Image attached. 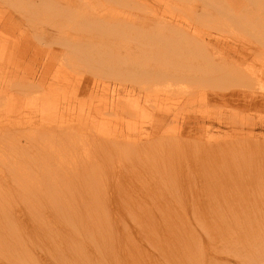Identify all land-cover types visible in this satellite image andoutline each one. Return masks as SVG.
<instances>
[{
  "label": "bare ground",
  "instance_id": "1",
  "mask_svg": "<svg viewBox=\"0 0 264 264\" xmlns=\"http://www.w3.org/2000/svg\"><path fill=\"white\" fill-rule=\"evenodd\" d=\"M14 2L20 12L7 10L0 3V137L3 138L8 130L16 126L23 125L29 130L31 126L28 124L35 123L38 129L45 126L53 129L56 122V134L55 131L46 133L43 128L35 136L25 138L22 146L27 147L30 141L44 137L43 140L34 141L36 148L30 154L31 161L42 173L47 175L48 170L56 168L62 177L63 167L73 162L74 157L81 152L83 165L87 167L79 175L74 174L75 179H26L28 151L20 149L19 152H13L10 149L5 153L6 150L0 148V260L7 264H88L91 244L88 245V212L105 224L110 220L111 227L118 229L116 223L123 226L121 234H117V240L135 243L132 235L138 233L149 245L161 248L162 252H166L165 256H168L169 251L173 253V245L180 249L185 244V236L177 229L182 231L184 225L189 224L184 222L189 212L195 214L194 217L197 215L198 221L201 220L199 213L202 211H215L232 212V221L226 223L227 225L220 221L219 224L225 227H215L217 232H214V238H218L220 244L226 238L233 240L229 249L230 256L238 258L239 264H248L245 261L247 253L259 251L252 253L250 257L255 258L259 254L264 261V237L261 230L264 229V184L259 189L258 186L248 185L243 186L244 189L233 182V179H245L240 174V165L245 157L242 153H248L257 146V140L249 136L254 128L264 123L260 117L255 119L246 115V112L249 108H263L264 98L261 101L256 100L261 92L257 88L261 85L257 84L259 79H253L255 76L250 73L247 59L243 60L242 57L230 60L226 55L222 57L223 46L230 45L227 40L230 38L224 40L216 31H197L195 34L202 47L174 49L171 45L168 49L152 51L149 55L144 47L134 46V43L139 44L138 40H127L124 55L119 50H111L109 53L98 48L100 43L108 47L112 36L124 35L127 29L129 34L136 32L140 39L151 34L162 45L165 41H182L181 34L185 29L175 21L166 19L160 9L140 0ZM203 2L202 19L215 12V19L212 21L216 28L221 23H226L227 26L231 23L239 29L241 23L245 26L253 19L263 23L261 15L264 16V0ZM134 10L140 14L139 21H136V16L132 17ZM258 11L261 15L257 14ZM42 15L46 16L45 20H50L44 22L48 26L41 24ZM25 19L30 23L28 26L24 23ZM38 23L40 26H37ZM152 25L155 27H151ZM262 25L264 27V23ZM248 30L252 33L253 29ZM203 35L207 36V49L203 46L206 45ZM34 40L43 47L50 45L44 49L47 56L40 59L39 71L38 68H34V71L29 69L31 65H28L34 64V59H37L29 51V43ZM136 51L144 56L138 57ZM193 51L196 52L191 54ZM111 57L112 63L109 61ZM187 59L194 65L193 68L184 62ZM152 61L153 65L161 67L152 69V65V70L145 71L149 75L147 87L140 86L139 82L138 90L122 85L120 79L126 74V70L133 73L137 65L143 67ZM260 63H264V58ZM48 71L52 72L49 74ZM135 71L133 75H136ZM109 72L118 77L116 80V76H111L119 82V89L114 86L111 88L106 82L107 79L104 80ZM242 74L248 79V83L243 84L244 89L236 86L231 88L230 83L236 85L232 80ZM68 77H73L74 83L68 81ZM124 80L122 78L123 82ZM239 93L242 95L239 96ZM120 95L121 100L114 107V115L117 117L116 111H119L121 117L117 118L120 117L121 125L113 123L112 132H120L117 142L122 144V159L125 163L122 168L125 170L117 172L120 176L116 182L107 181V188L102 189L100 197L90 195L91 200H88V179H108L103 165L97 163L104 161L107 169L111 168L106 164V154L98 144L99 136L109 139L113 133L106 129L107 123L102 122L107 114H96V119L90 118L89 121L81 115L71 117V113L77 104L86 103L87 100L90 103L100 100L113 102ZM58 98L59 103H55L54 100ZM162 99L163 106H159L162 105ZM169 99H173V104L182 106L180 112L178 107H169L166 104ZM151 100H155V104H152L158 112L149 113ZM24 102L33 104L31 110L36 112L29 111L19 121L9 120V114L22 109ZM189 102L191 104L188 105L194 103L198 107H207L218 102L236 110L231 111L232 114L225 113L228 115L226 117L217 115L216 112L215 118L208 112L212 108H197L199 117L190 122L189 116L184 118L183 115L189 110L188 105L186 106ZM99 116L101 121L97 119ZM13 118L19 119L17 116ZM201 120H206V124L199 125L200 127L197 125L198 128L191 126ZM80 122L86 124L85 133L88 137L82 133ZM213 124L233 127L234 130L241 126L247 132L241 129L242 135L240 133L238 136L224 130L223 135H214L211 138L208 126ZM145 125L151 129L150 132L146 131ZM173 129L178 135L175 137L172 134L173 139H165L163 134L170 136ZM260 146L256 151L260 149L264 153V147ZM155 153L154 157H150ZM95 155L97 159L94 158ZM258 164L259 167H254L257 172H247L249 179L256 175L254 178L258 180L261 176L264 171V157ZM123 179H127V182L119 185L118 182ZM131 179H137L139 186L136 187ZM250 190H259L260 203L245 199L235 200L246 196ZM91 203L95 205L92 206ZM249 207L260 209V213L257 210L250 216L252 210ZM156 216L160 218L158 223L154 220ZM111 219L117 221L113 222ZM126 219L131 222L129 225L125 222ZM91 223L98 224L94 220ZM98 227L91 231V239ZM201 227L206 233L208 229L204 225ZM244 227V241L239 242L237 239L240 237L237 235ZM255 232L257 236L253 235ZM69 235L73 238L70 239ZM91 246L100 249L96 244ZM33 249H38L41 253L33 254ZM126 249L125 247L123 252L120 251L124 254ZM101 252L106 253L103 249ZM109 254L107 258L111 256V261L131 264L123 260L120 262L114 253ZM261 258L258 264H261ZM183 262V259L179 260V263ZM160 264L170 262L165 258Z\"/></svg>",
  "mask_w": 264,
  "mask_h": 264
},
{
  "label": "rangeland",
  "instance_id": "2",
  "mask_svg": "<svg viewBox=\"0 0 264 264\" xmlns=\"http://www.w3.org/2000/svg\"><path fill=\"white\" fill-rule=\"evenodd\" d=\"M11 1L0 0V3H2L1 5H3V7L6 8L7 10L10 9L11 11H19L17 4L14 2L17 0H11ZM140 1L146 2L149 5H152L153 7L160 9L163 13L162 15L166 16V19H171V20L175 21L182 29H185V31L182 32V34H181V38H183L182 41L177 39L176 41L172 42V40H170V42L165 41V43L162 45L158 41H156L153 38V35H151V34H147V37L145 39H140V38H137L138 35L136 34V32L129 34L128 29H127L126 32L124 33V35H120L117 37L112 36L109 39L110 44L107 45L108 47H105L104 44L102 45V43H100L101 46L98 47L99 49L107 51V52H109V51L111 52V50L112 51L117 50V52H118V50H119L122 53V55H124L126 53L124 51V45H126L127 40H131L132 42H134L135 40H138L139 44L134 43V46L136 45V46L144 47L145 52L148 54L151 53L152 51H157L159 49H168V47H170L171 45H173L174 49H178V48L179 49H184V48L193 49V48H197V46H201V41L195 34L197 31H200V32L207 31V32H211V33H214L216 31V32L221 34L222 39L226 40L227 38H230V39H227L228 43L230 41V45L225 46V47L223 46L222 57H223V55H224V57L226 55L228 57V59H230V60L232 58L241 59L242 57H243L242 58L243 60L247 59V62L250 64L249 67L251 68L250 73H251V75L255 76V77H253V79L254 78L259 79L257 84L260 83V85H261L260 87L257 88L258 90H261V92H259V94L256 96L257 98H259L256 100L261 101L260 99L264 98V63H260V62H262V59L264 58V27L262 25L264 23V16H262L259 13V11L257 12V14L261 15V18L263 19V23H259L258 21H255L253 19V21L248 25L244 26L243 23H241L239 29L233 27L231 23H228V26L226 25V23H221L220 26L218 28H216V27H214L215 25H213V21H212L213 19H215V17H214L215 12L211 15L206 16L204 19H202L203 14L201 12V7L204 4L203 0H140ZM165 3H167V4L164 5ZM200 4H201V6H199ZM162 5H164V6H162ZM214 9H215V7H214ZM134 16H136L135 17L136 21L140 20V14L138 13L137 10L133 11L132 17H134ZM45 19H46V16L42 15V23L41 24L48 26V24H46L44 22H46V21L49 22L50 20L48 21ZM24 23L26 26H28L29 22H27V20L25 19ZM37 26H40V24L38 23ZM151 27L154 28L155 25H152ZM53 29L54 28H52V30ZM248 29H253L252 33L248 32V31H250ZM112 33L114 34V32H112ZM17 35L18 34H16V36ZM203 37H204V42L206 43V45L203 44V46L205 47V49H207V48H209V45L207 43L208 40L206 38L207 36L203 35ZM233 37H235V39ZM240 37H241V40H240ZM194 41H197V42H194ZM236 42H239V43H236ZM242 44H244V45H242ZM47 46L49 47L50 45H47ZM47 46L44 45V47H43L36 40L31 41L29 43L30 54H33V56L35 58H37V59H34V60H36V62L34 64L28 63V65H31V66H29L30 67L29 69L32 68L31 70L34 71L35 69L38 68L37 69L38 71L41 70L40 69L41 66L39 65V63L41 62L40 59L46 58V56H47L45 54V51H44V49L47 48ZM234 46H236V48ZM219 47L220 46H218V48ZM224 48H226V50ZM138 51H136V52H138ZM195 52L196 51H193V52H191V54H193ZM224 52H225V54H224ZM188 53H190V52H188ZM138 54H139L138 57H140V58L142 56H144L143 53L138 52ZM261 57H262V59H260ZM111 58L109 59L110 63L113 62V58L112 59ZM111 60H112V62H111ZM184 62L187 64V66L189 64V67H191V66H192L191 68L194 67V65H192V63L189 62L188 59H187V62L186 61H184ZM115 64H116V67H118L117 63H115ZM152 65H153V61L151 63L149 62L146 65H144L143 67L145 69L143 67H141L142 65H140L139 67L137 65L135 67V69L137 67H138V69L136 71L134 69L133 73H130V71L126 70L125 71L126 74L122 77L123 79H125L124 80L125 82L122 81V78L120 79V82H122L123 86L124 85L127 86L128 89H130V88L135 89L136 88L135 90H138V88H139L137 86L138 84L140 86H143L144 88L147 87V84L149 83V81L147 80L148 79L147 76H149V75L147 73H145V71L149 72L150 70H152L153 68H155L157 66H158V68L161 67L160 65H153V67H152ZM5 66L8 67L9 65H5ZM147 66H148V68H147ZM150 66L152 67V69ZM113 67H115V66L113 65ZM134 71L136 72V75H133ZM137 71H139V72H137ZM51 72L52 71H48L47 73L50 74ZM143 73H144V77H143ZM109 74H110V72H109ZM109 74L107 75V77L104 80L107 79L106 82L109 84L108 86H110L111 88L114 86V88L119 89L120 84H118L119 82L116 81L118 79V77L115 74H110V77H109ZM112 75L116 76V78H115L116 80L113 77H111ZM125 77L127 78V80ZM233 77H235V75H233ZM236 77H237L236 79L232 80L236 85H234L233 83H230L229 85H232L230 87L233 88L236 86V87H239L240 89H244L243 84L248 83L246 81L247 76L245 74H242V75H239ZM72 79H74V78L68 77V81H72ZM129 81L130 82L132 81V82L130 83ZM144 82H146V83H144ZM72 83H74V82L72 81ZM133 83L136 85H134ZM224 85H226V84H224ZM239 85H242V86H239ZM101 87H102V85H101ZM224 87H226V86H224ZM135 92H138V91H135ZM245 92H247V91H245ZM238 95L241 96L242 94L239 93ZM140 96H141V93H140ZM154 97H155V95L153 96V98ZM71 98H73V97H71ZM189 98H191V97L189 96ZM58 100H59V98L55 99L54 102L59 103ZM120 100H121V95L119 96L118 99L116 96V99L113 102H110L108 100H105V101L100 100V101H95L93 103H90L87 100L86 103L77 104V106H75V109H74L75 111L73 109H71L74 111V112L72 111L71 117L73 115L76 118V115L77 116L81 115L84 118H88L90 121V118L92 120L96 119V118H94V115L96 116V114H98V115L107 114V118L103 119L102 122H106L107 123L106 129L108 131L112 132L113 123H116L117 126L121 125V122L119 120L121 115L119 114V111H116L118 113V116H120L119 118H117L118 116L116 117V115H114V113H115L114 107L120 103ZM169 100L166 101V104L167 105L169 104L168 105L169 107L170 106L171 107H175V106L178 107L179 108L178 111L180 112V108L182 106L173 104V99H171L172 101L171 100L169 101ZM161 101H162V105L160 104L159 106H163V103H164L163 99ZM194 102H196V98H195ZM219 102H221V100H219ZM152 103L155 104V100H151V104ZM0 104H1V102H0ZM151 104L148 107L149 113H153L154 111L158 112L155 109L156 107H154L153 104L152 105ZM166 104H165V106H166ZM188 104H191V103L190 102L187 103L186 106ZM242 104H244V103H242ZM22 105H23L22 109H20L18 112L14 113V114H9L11 116L9 118V120L13 119L14 121H19V120L24 119V117L27 116L29 111L31 113L36 112V111L31 110L33 104L29 105L27 102H24V104H22ZM172 105H174V106H172ZM69 106L70 105H68V107ZM198 106L194 103L192 105H188L187 108L189 110L186 109L187 111L184 112V114L182 113L185 116L184 118L189 116L188 120L190 122L194 121L195 117L198 118L199 115L196 113L197 108L206 109V110L207 109L209 110L212 108L208 112L209 113L211 112L210 114L213 115V117H215V118H216V112L218 113L217 115H222V117L223 116L226 117V116H228V115H226V114H228V112H229V114H232V112L236 110L232 106L228 105V107H227L226 105H220V103H218V102H215L214 104L211 103L210 106H207V107H204L203 105L201 107H198ZM263 108H264V106H263ZM263 108H261L259 110H256L254 108H249L246 112V115L252 116L255 119L260 117L262 120H264V109ZM119 109H121L120 106H119ZM218 109H219V111H218ZM222 109H224V110H222ZM48 112H50V111H48ZM192 112H195V113H192ZM15 116L19 117V119H14L13 117H15ZM104 116H106V115H104ZM99 117L100 118H97V119L98 120L100 119V121H101L102 118H101V116H99ZM215 118H213V119H215ZM190 119H192V120H190ZM185 120L187 121V119H185ZM175 123H177V122H175ZM204 123L206 124V120H204V121L201 120L197 124H192V125L189 123V125L194 126L195 128H198L201 125H203ZM54 124H55L56 128L53 127V129H55V130H53L52 128L49 129L45 125H44L45 127H41V129L40 128L38 129V128H36L35 123L28 124L29 126H31L30 127L31 129H29V130L26 127H24L23 125H20V126H16L15 128L8 130V132H6L3 135L4 136L3 138L0 137V148H4L6 150L5 153H7L10 149L13 152H16V151L19 152L18 150H20V149H26L28 151L29 158L26 161V164L28 166V169L26 171V176H27L26 179H75V178H73L74 174L79 175V172L81 170L86 169L87 166L83 165V156L81 155V152H79L78 156L74 157L73 162H71L69 165L63 167L62 177L58 174L56 168H52L51 170H48L47 175L45 173H42L40 171V168H37L35 166V164L31 161L30 154L33 151V149L36 148L34 141L35 140H38V141L43 140L44 137L36 138V139L30 141V144L27 147L22 146L25 138H27L28 136H31V137L35 136L34 134H36L37 131H38V133H40L43 128L46 130V133L50 132V131H53V132L55 131V134H56L58 127H57L56 122ZM79 125L82 126V130H83L82 133L86 134L85 133V131H87V129H85L86 124L80 122ZM197 125H198V127H197ZM208 127H209L208 128V134L211 136V138H214V135H223L224 130L227 133H232V134L236 133L238 136L240 135V133L242 135L243 130H241V129H244L245 131L247 130L244 127L241 128V126L237 127L236 130H234L233 127H228V126H224V125L219 126L218 124H213V126H211V127L208 126ZM144 128H146V131L150 129L147 127V125H145ZM74 129L77 130L76 128H74ZM30 130H32V131H30ZM150 130H149V132H150ZM198 131L201 132L200 129ZM216 131H218V132H216ZM253 132L256 134H254ZM253 132L249 137H254L257 140V143H258V144H256L257 146H254V149H251L248 153H244V152L242 153L243 157L244 156L245 157L243 158L244 160H243L242 164L240 165V168H241L240 174H242V176L245 179H233V182H235V184H238L242 188H244L243 186L248 185L251 187L258 186L257 189H259V187L264 184V171H262V174L258 178V180L257 179L255 180V178H254L256 175H253L252 177L250 176V179H249V175H247V174L250 171L252 173L257 172V169H255L254 167H259L260 164H258V163L263 160V157H264L263 151H261L260 149H257V151H256V148H258V146H260V145H261L260 148L262 146L264 147V123L262 125H260L259 127L254 128ZM112 133H113V135H111L109 139H105L103 136H99V139H98L99 146L104 150L102 152H104L106 154V158H107L106 164L110 165L111 168L107 169V167L104 165L105 164L104 161H99L97 164L103 165V168L107 172L108 179H88V200L90 199V195L93 197L94 196L100 197L102 189L107 186V181L116 182V180L119 179V176H120V173H117V172L124 169V168H122V164H125L124 160L122 159V157H123L122 156V144L117 142L120 139V132L116 131V132H112ZM165 134H163L165 139L169 138V137L173 139L174 138L173 136L176 137L178 135L177 131L176 130L174 131V129H173V132L171 133L170 136L169 135L165 136ZM172 134H173V136H172ZM86 135L88 137V134H86ZM230 140H232V139H230ZM259 141H260V144H259ZM155 155H156V153L150 157H154ZM157 155H158V153H157ZM48 158H50V154L48 155ZM94 158L97 159L96 155ZM52 166H54V161L52 162ZM120 178H122V177H120ZM131 180L136 187L139 186V181L137 179H131ZM262 180H263V182H262ZM126 182H127V179H123L122 181L118 182V184L124 185ZM261 182H262V184H261ZM256 183H258V184H256ZM254 184H256V185H254ZM110 187H112V186H109V188ZM97 192H99V194H94ZM247 194H249V195H247ZM259 194H261L259 192V190L255 191V192H254V190H250V192L247 191L246 196H243L240 198H235V200L239 201V200L245 199V200L252 201V203L254 201L257 204V203H260V201H258L259 200L258 199ZM248 196H250V197H248ZM203 199H205V198H203ZM91 205L94 206L95 204L91 203ZM249 208H250V210H252L250 212V216H251L252 212H257V210H258L257 213H260V209L251 208V207H249ZM194 215L189 212L187 215V219L186 218L184 219V222H189V224H187V225L185 224L182 231L177 229L180 234L185 236V238H184L185 244H182L180 249L178 246L175 247V245H173V247H174L173 253H171L172 251H169L168 247H165V249L167 251H169V255L165 256L166 252H162V249L159 247L149 245L147 243V240H145L144 237H141L140 234H138V233H134L132 235L133 238L135 239V243H131V244H134L135 246H133L129 243H125L122 240H117V234L118 235L121 234V231H123V226L121 227L115 222L116 225L118 226V229L114 228L113 226L111 227L109 225L110 220H107L106 224H105L104 222L99 221L98 217H93V215L90 212H88V245H89V243H91V244H96V245L100 246V249H99L100 251H99L95 246H91V244H90V247L88 250V264H118L119 262L116 260L111 261V256L109 257V259L107 258V255H110L109 252H111V254L114 253L119 258L120 262L123 260V262H129L131 264H134V260H135L136 264H160L161 261H163V262L165 261V258L170 262V264H223V263L224 264H239V259L234 257V256L231 257L229 254V249H230L231 245L233 244V240L231 241V240L226 238V240H223L222 243L220 244L219 239L214 238V237H216L215 233L217 232L215 227H225L223 224H221V223L219 224L220 221H223V223H225V224L231 222L232 221V212L231 213H229V212L221 213V212H215V211L214 212L202 211L201 213H199L201 220H198V221H196V218L198 216L196 215L194 217ZM91 220H94L98 224L93 225L91 223ZM111 220L113 222L117 221L114 219H111ZM154 220L156 223H158L160 221V218L158 216H156L154 218ZM125 222H128L127 225H129L131 223L129 219H126ZM184 222H183V224H184ZM203 225L208 229L206 231V233L203 232V229L201 227ZM97 226H99V227L95 230L93 239H91V237H90L91 231L94 228H96ZM242 229L243 230L239 231L240 232L239 235H237L238 237H240L239 239H237L239 242L244 241L243 237L245 235L244 231L246 230V228L244 227ZM261 230L263 231V237H264V229H261ZM253 235L257 236V233L255 232V233H253ZM69 238L72 239L73 236L69 235ZM211 242H213L212 245H211ZM119 243H120V245H119ZM125 247L127 249H126V252L123 254L122 249ZM101 249L105 250L106 253L105 254L102 253ZM32 252H33V254H40L41 253V251L38 249H33ZM257 252H259V251L247 253L248 254L247 260L245 259V261H247L248 264H258L260 261V258H261V256L259 254H257V256L255 258L250 257L252 255V253H257ZM171 254H172V256H171ZM181 259L184 260L183 263H179V260H181ZM261 260H262V258H261ZM262 261H261V264H263V262H264V261L263 262ZM0 264H7V262L4 263V260H0ZM51 264H54V263L52 262ZM55 264H62V263L56 262Z\"/></svg>",
  "mask_w": 264,
  "mask_h": 264
}]
</instances>
